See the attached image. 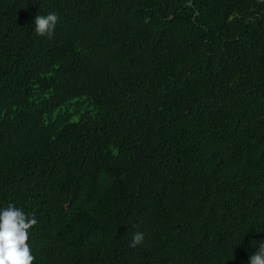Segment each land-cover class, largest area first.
<instances>
[{
    "label": "trees",
    "instance_id": "trees-1",
    "mask_svg": "<svg viewBox=\"0 0 264 264\" xmlns=\"http://www.w3.org/2000/svg\"><path fill=\"white\" fill-rule=\"evenodd\" d=\"M48 12L50 38L33 24ZM8 203L37 219L32 264H247L264 240V0H0Z\"/></svg>",
    "mask_w": 264,
    "mask_h": 264
},
{
    "label": "clouds",
    "instance_id": "clouds-1",
    "mask_svg": "<svg viewBox=\"0 0 264 264\" xmlns=\"http://www.w3.org/2000/svg\"><path fill=\"white\" fill-rule=\"evenodd\" d=\"M55 12L36 15L33 19L34 31L38 36L51 37L58 22ZM37 224L35 216L27 215L13 203L0 206V264H32L35 257L28 243L29 230ZM145 233L133 234L129 247L142 244ZM256 250L249 256L247 264H264V240H259Z\"/></svg>",
    "mask_w": 264,
    "mask_h": 264
}]
</instances>
